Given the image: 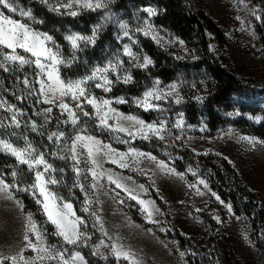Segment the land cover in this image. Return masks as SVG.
<instances>
[{
    "label": "rangeland",
    "instance_id": "obj_1",
    "mask_svg": "<svg viewBox=\"0 0 264 264\" xmlns=\"http://www.w3.org/2000/svg\"><path fill=\"white\" fill-rule=\"evenodd\" d=\"M35 1L59 16L84 17L85 21L89 22L88 28L84 30L81 29L85 28V24L79 22V29L70 27L67 32L59 33L58 29L42 30V27L45 28L43 22L32 13L31 17L22 16L21 10L25 12L29 10L17 2L14 5L17 12L5 13L35 33L52 36L65 60L71 59L72 55L67 57L63 54L62 47L54 39L51 31L59 33L63 38L70 31L90 36L93 26L102 24L96 45L101 34L108 28L112 29L114 42L106 44L101 58L95 60L84 73L74 78L69 76L64 78L62 71L70 67L58 66L60 78L65 82L90 75L94 68L105 66L117 55L123 61L119 75L123 77L130 72L133 78L134 71L146 70L154 64L143 47L144 40L151 42L158 51L175 60L187 61L195 58L191 45L156 23L159 12L150 4L127 5L126 0H123L125 6L122 7L121 0H104L107 3L106 8L92 11L73 3V0ZM70 3L72 7H65ZM183 5L187 11L212 21L213 28L208 31L210 52L249 89L235 96L237 105L224 110L221 115L229 120L243 118L253 124L264 122V0H183ZM148 7L155 9L156 14L149 17L144 11ZM73 11L78 15L72 16L70 13ZM257 15L261 17L260 20L256 19ZM105 16L110 18L105 20ZM146 20L149 22L147 25ZM121 23L127 25L130 35L138 41V44L132 45V51L138 54L139 63H143L145 55L153 61L147 68L136 67L137 61L123 55V44H131V41L127 37L122 41L117 39L123 35L119 27ZM148 27L153 29V32L145 35L143 29ZM66 42L72 51L68 41ZM95 45L81 43L83 49L81 52ZM47 46L52 47L53 51L56 50L50 42ZM7 52L10 50L0 46V53ZM16 52L26 59L35 60V57L23 49L17 48ZM0 60H3L2 54ZM7 67L8 71L0 68V101L6 102L0 107V123L3 124V127H0V138L19 149H24L27 141L35 149L34 156L42 154L47 163L52 165L51 160H55L62 165L59 169L52 165L56 171L51 175L60 182L55 185L49 184L48 188L72 205L75 216L84 221L78 228L85 235L77 244H66L62 237L56 235L55 225L47 220L32 193L27 191L29 199L38 205L44 224L25 209L11 188V199L5 193H0V256H18L22 249L25 259H34L37 256L36 252L26 247L27 242L24 239L27 233L29 239L36 243V236L26 227L27 217L31 214L37 229L44 234L46 247L53 248L54 251H63L65 258H69L73 252H79L87 264L89 263L84 249L89 250L94 259L104 264H129V261L123 258L117 260L112 252L113 244H118L125 251L133 253L137 264H264V218L259 217L256 212L250 215L234 213L230 202L223 200L211 188L207 177L196 170V167L186 165L185 168H179L175 162L177 159L181 160L178 151L185 149L196 156L211 155L224 159L234 170L238 182L247 190L248 199L264 209V138L245 133L230 124L210 130L203 117L200 116L199 122L194 124L189 123L185 117L186 103L195 100L201 104L203 99L207 98L208 77L204 72L191 70L167 82L157 76L152 77L138 95L128 92L139 84L134 78L132 83L126 84L122 79L118 81L116 75L109 73L113 86L107 93L95 87L98 81H90L87 86L88 97L95 96L98 99L103 97L114 101L123 96L127 103L111 105L117 112L136 116L146 124H155L157 127L163 122V131L159 135L149 133L148 139H143L139 135L132 139L123 131L100 126L96 109L87 104L83 97L80 100H73L69 95L61 99L78 117V124L74 128L68 112L59 107L60 99H55L53 103L44 102V96L40 94V84L37 82L39 69L35 63L25 64L21 68L18 62L15 64L8 62ZM25 78L28 79L30 87H25ZM157 80L159 89L172 94L166 99L154 101L159 104L160 110L144 111L135 104L133 98H142L143 93L151 89ZM172 85L176 86L175 89L170 87ZM8 94L22 105L14 103V99L12 102ZM47 95L51 97L52 94ZM243 102L250 106L245 112L238 108L239 103ZM77 104H81L82 110L77 108ZM9 107L12 111L8 110ZM48 108L52 111L47 112ZM85 111L89 113L88 116L84 115ZM13 112L21 113L17 117L19 127L11 122ZM142 114H150L153 118L146 120ZM178 121H182L181 127H176ZM107 123L114 126L117 121L108 119ZM119 123L127 127L132 122L121 120ZM33 124L36 126L35 131ZM80 129L83 130L79 132L80 135L91 136L100 142V150H94L92 157H89L88 151L78 144L80 163L76 165L70 158L71 147ZM54 133L63 134L59 143L55 142V137L49 140V136ZM44 137L49 141L48 144L43 143ZM241 137H249L255 143H248ZM104 145L110 146L114 152L106 155ZM44 149H52L50 155L46 154ZM130 150L150 154L155 160L133 155H127L125 160H120V156L129 154ZM1 152L15 158L10 153ZM60 156H64L65 159H60ZM122 163L127 167H121ZM159 163L174 172L169 173L160 168ZM22 165L28 168L27 164ZM74 166L81 171L79 177L74 171ZM61 169L63 171H60ZM39 170L43 171V166H40ZM92 170L97 173V179L93 178ZM31 172L34 174L35 182V172ZM109 175L119 179L128 188L134 189L139 199L152 202V205H146L152 211V222L146 219V211L142 210V206L136 200L130 199L125 192L110 182ZM0 177L5 180L2 174ZM199 180H203L207 187L198 183ZM5 182L8 183L6 180ZM78 185H83L85 190L82 191ZM141 185L146 191L141 190ZM74 190L80 195L75 198L79 203V214L74 209V198L65 196V194L70 196ZM154 195L160 200L163 208L153 198ZM227 205L231 206V211ZM85 207L88 208L87 212L84 211ZM157 209L159 211H156ZM92 230H95L96 234ZM176 235L185 238L188 244L180 245ZM101 241L108 247L100 246L99 252L102 255L93 254L97 246L101 245ZM4 264H11V260H6ZM35 264H58V260H36Z\"/></svg>",
    "mask_w": 264,
    "mask_h": 264
},
{
    "label": "snow or ice",
    "instance_id": "obj_2",
    "mask_svg": "<svg viewBox=\"0 0 264 264\" xmlns=\"http://www.w3.org/2000/svg\"><path fill=\"white\" fill-rule=\"evenodd\" d=\"M73 3L78 4L82 7H86L92 11L97 9H103L107 7V3L104 0H73ZM15 5V0H0V46L3 48L9 49L10 52L0 53L3 55V60H0V68H3L5 71H8L7 63L11 62L13 64L19 63L21 68L25 64L35 63L36 68L39 69L37 73L38 80L40 84V94L44 96L45 103H53L55 99H60L59 107L68 112L69 120L73 124L74 128L78 124V117L75 112L72 111L69 106L63 102L61 98L71 95L73 100H80L82 97L85 102L91 105L96 109L97 117L100 120V126L111 128L115 131H123L127 133L132 139H135L139 135L143 139L149 138V133L153 135H159L163 131V122L160 123V127H157L155 124H146L144 120L139 119L133 115H123L117 112L114 108L111 107L113 103L123 104L127 103L125 97H118L114 101L110 99H105L100 97L99 99L95 96H87V86L90 81H98L95 84L96 88L103 89L104 92H110L112 90L113 81L109 78V73L116 75V79L119 81L122 79L123 83L129 84L133 82V78L130 74H125L123 77L119 75V70L123 66V61L119 55H117L113 60H109L108 63L103 66H97L91 71L90 75H85L84 77L77 80H69L65 82L60 78L59 65H64L65 67H71L76 61V53L82 51L81 43L95 45L98 32L103 27L102 24H97L93 26L92 34L90 36L81 35L76 32L70 31L69 34H66L64 39L68 41L72 49V58L65 60L59 50V46L55 44L52 36L42 33H35L26 25L18 23L14 19L8 17L5 14L4 10H7L8 13L17 12V7ZM65 7H72V4H67ZM59 11V9H57ZM148 13L149 17L156 14L155 9L148 7L144 9ZM22 16L31 17V10L25 12H20ZM72 16L78 15L76 11L70 13ZM255 14V13H253ZM110 17L105 16L104 19H109ZM257 20H260V16H256ZM149 22L146 20L145 24ZM8 26V27H6ZM123 35L118 36V40H123L124 37H127L131 44H123V55L128 56L131 60L137 61L136 67L147 68L153 63V61L145 55L143 57V63H139V56L137 53L132 51V45L138 44V41L130 35L129 29L126 24L121 23L119 25ZM140 31V29H138ZM145 35H150L153 32V29L150 27L143 29ZM154 39H157L156 36H153ZM48 42L55 46L56 50L53 51L52 47L47 46ZM23 49L24 52L30 53L32 57H35V60L26 59L24 56L17 54L16 49ZM87 63V61H85ZM46 78V80L44 79ZM25 87H30L29 81L27 78L24 80ZM159 81L157 80L151 89L146 90L143 93L142 98H133V101L138 107L143 108L144 111L149 110H160L158 103L154 101H160L166 99L168 95H171V92L165 93L158 87ZM172 89H175V85L170 86ZM51 93V97L47 95ZM58 93V95H57ZM177 102H179L177 100ZM6 104L5 101H0V107H3ZM77 108H81V104H77ZM9 111H12V108H8ZM47 112H51L52 109H46ZM239 114V113H237ZM21 115L19 112H13L11 122L16 127H19L20 124L17 120V117ZM85 116H88V112H84ZM108 119H115L117 123L114 126L108 125ZM130 121L131 125L125 127L119 123V121ZM182 121H178L176 127H181ZM138 126V127H137ZM0 127H3V124L0 123ZM33 130H36L35 124H33ZM83 131L82 129L77 131L75 139L73 140L71 147V159H73L78 165L80 163L79 155L77 153V145L85 148L88 151L89 157H92L93 151L100 150V142L95 141L91 136L80 135L79 132ZM55 137V142L59 143L63 137V134H52L49 136V140H53ZM162 138V137H161ZM241 139L248 141V143H255L249 137H241ZM106 155L113 153L114 150L110 146L104 145ZM0 151H5L10 153L12 156L19 161L20 164H27L30 171L35 172V182L24 189H17L18 191H30L33 195V198L36 200V203L41 206L44 215L47 217V220L55 225L56 235L63 238L66 244H77L78 241L84 238V233L79 231L78 226L83 224L84 221L79 217L75 216V213L72 210V205L62 198L56 196L52 191L49 190L48 185H55L60 182L55 176H52L51 173L55 172L56 169L52 167L51 164L47 163L44 156L33 155L35 149L32 148L30 144L26 141V147L24 149H19L13 147V144L0 138ZM127 155H133L136 157L146 156L148 159L155 160V157H152L150 154H143L136 152L135 150H130L129 154H123L120 156V160H125ZM60 159H65L64 156H60ZM40 166H43V171H40ZM121 167H127L126 164H121ZM158 166L169 173H173L174 170L168 169L166 165L159 163ZM60 171H63L62 169ZM74 171L76 172L77 177L81 175V171L78 167L74 166ZM48 174V175H46ZM91 174L94 179H97V173L92 170ZM195 174V173H193ZM13 177L16 176V172L12 173ZM109 180L111 183H114L117 188L121 189L127 194L130 199L136 200L138 204L142 206V210L146 211V219L149 222H152V211L146 207V205H152L151 201H144L139 199V195L135 193L134 189L128 188L126 185L122 184L119 179H114L109 175ZM198 183L207 185L203 180H199ZM81 187V190L84 191L83 185H78ZM15 185H9L5 180L0 177V193H5L9 199L12 198L11 188ZM141 190L146 191L141 185ZM38 193V195H37ZM219 199V197H217ZM123 203L124 201H120ZM19 203V202H17ZM88 201L85 200L87 205ZM229 211H231V206L227 205ZM84 211L87 212L88 208L85 207ZM156 211H159L158 209ZM70 216L72 219H70ZM99 222V221H97ZM28 231L36 236V243H33L29 239V235L25 234V241L27 242L26 247L31 248L34 252L37 253V256L34 259H25L21 254L13 257H3L0 256V264H4L6 260H11V264H35L36 260L44 261L45 259H57L58 264H87L84 257L79 252H73L69 258H65V253L59 250H53L45 246V237L41 230L37 229L36 223L32 220L31 214L27 217ZM100 246L108 247L104 245L101 241V245L97 246L93 254L102 255L99 252ZM112 252L117 257L119 261L123 258L126 261H129V264H137V261L134 259L133 253L125 251L124 248L118 244L111 245ZM107 258V257H105Z\"/></svg>",
    "mask_w": 264,
    "mask_h": 264
},
{
    "label": "trees",
    "instance_id": "obj_3",
    "mask_svg": "<svg viewBox=\"0 0 264 264\" xmlns=\"http://www.w3.org/2000/svg\"><path fill=\"white\" fill-rule=\"evenodd\" d=\"M122 1V7L125 6V1ZM120 1V2H121ZM22 7L31 10V13L38 17L43 22L42 30L58 29L59 33L67 32L68 28L79 29V22L84 23L85 28H88L89 22L85 21L84 17H70L59 16L47 10L40 3L35 0H15ZM127 5H147L150 4L158 9V16L156 23L159 26L166 28L177 36L182 38L187 44L194 49L195 58L191 60H175L170 56H166L161 51H158L151 42L142 41L143 47L150 58L153 59L154 64L146 70H137L133 72V78L139 81L137 87L129 89L128 92L132 94H139L145 84H147L152 77H159L163 81H170L180 74L188 71L196 70L204 72L208 77L207 98L203 99V103L195 100H190L184 105V113L189 123L199 122L200 116L204 118V122L208 125L210 130L225 125H232L245 133L257 135L264 138V122L253 124L243 118L229 120L221 115L224 110L231 109L232 106L237 105L234 97L247 92L249 89L244 85L237 76L223 67L209 49L208 31L213 28L211 20L201 17L198 14L187 11L183 5V0H126ZM7 13L6 10H4ZM87 25V26H86ZM48 28V29H46ZM59 33L51 31L54 39L62 47L64 55L71 56L72 51ZM112 29L104 31L100 36V41L93 48L87 47L84 52L76 53V61L73 65L62 71V76L67 78L77 77L84 73L91 67L95 60H99L102 52L106 48V44L113 43ZM87 61V63H85ZM2 72V71H1ZM22 84V83H21ZM23 85V84H22ZM10 99H16L9 94ZM14 100L12 102H14ZM14 103L22 105L15 100ZM247 103H239L238 108L242 112L249 110ZM146 120L153 118L150 114H142ZM48 144L49 141L44 137L43 143ZM39 144V143H38ZM46 154L51 153L52 149H44ZM180 159L175 162L179 168H185L186 165L196 167L204 174L210 182L211 188L225 201L230 202L234 213L248 214L256 212L259 217L264 218V209L259 207L253 201L251 202L247 195L248 192L243 185H241L236 177V174L227 161L216 156H196L189 150H179ZM49 157V156H48ZM54 168L59 169L62 165L55 160H51ZM16 172L13 177L12 173ZM0 174L5 177V180L10 185H15L12 191L20 198L25 209L31 212L39 222L44 224L43 216L41 215L38 205L28 197L27 191H18L17 189L28 188L34 183V174L25 166L20 164L15 158L6 155L0 151ZM65 194V193H63ZM65 194L67 197L77 198L79 192L74 190L73 193ZM156 202L163 208L160 200L153 196ZM74 209L79 212V203L77 199L74 201ZM79 214V213H78ZM94 234L95 230H92ZM180 245L188 244L186 239L176 235ZM84 253L88 258L89 264H104L103 262L94 259L89 250L84 249Z\"/></svg>",
    "mask_w": 264,
    "mask_h": 264
},
{
    "label": "water",
    "instance_id": "obj_4",
    "mask_svg": "<svg viewBox=\"0 0 264 264\" xmlns=\"http://www.w3.org/2000/svg\"><path fill=\"white\" fill-rule=\"evenodd\" d=\"M135 140H133V142H134Z\"/></svg>",
    "mask_w": 264,
    "mask_h": 264
}]
</instances>
